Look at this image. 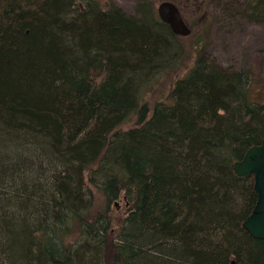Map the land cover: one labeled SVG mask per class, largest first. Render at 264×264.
Returning a JSON list of instances; mask_svg holds the SVG:
<instances>
[{
	"label": "trees",
	"instance_id": "trees-1",
	"mask_svg": "<svg viewBox=\"0 0 264 264\" xmlns=\"http://www.w3.org/2000/svg\"><path fill=\"white\" fill-rule=\"evenodd\" d=\"M140 11L0 0V264H264L243 228L254 178L233 169L264 139V103L248 72L199 58L151 107L178 37Z\"/></svg>",
	"mask_w": 264,
	"mask_h": 264
},
{
	"label": "rangeland",
	"instance_id": "rangeland-1",
	"mask_svg": "<svg viewBox=\"0 0 264 264\" xmlns=\"http://www.w3.org/2000/svg\"><path fill=\"white\" fill-rule=\"evenodd\" d=\"M102 8L111 5L125 14L142 18L143 4L159 20V4L167 0H96ZM143 1V2H141ZM171 1V0H169ZM173 2H176L172 0ZM183 15L192 29L188 37L177 36L179 54L175 65L169 63L155 70V78L150 89L143 91V99L152 107L157 102L170 101V92L175 83L193 69L197 59L219 65L232 72L245 71L252 80L250 96L260 97L264 103V19L250 20L241 10L243 0H186ZM177 3V2H176ZM179 60V62H178ZM124 125V129L133 126ZM95 208L104 209L105 201L99 192L94 195ZM128 206L124 200L118 201L114 212L125 215ZM73 236L71 240H75Z\"/></svg>",
	"mask_w": 264,
	"mask_h": 264
},
{
	"label": "water",
	"instance_id": "water-1",
	"mask_svg": "<svg viewBox=\"0 0 264 264\" xmlns=\"http://www.w3.org/2000/svg\"><path fill=\"white\" fill-rule=\"evenodd\" d=\"M158 16L162 23L169 25L176 36L188 37L192 33L180 8L173 1L161 2ZM233 169L239 177L254 178L257 202L252 213L244 221L243 228L251 237L264 240V139L260 144L249 148L243 158L234 163Z\"/></svg>",
	"mask_w": 264,
	"mask_h": 264
},
{
	"label": "bare ground",
	"instance_id": "bare-ground-1",
	"mask_svg": "<svg viewBox=\"0 0 264 264\" xmlns=\"http://www.w3.org/2000/svg\"><path fill=\"white\" fill-rule=\"evenodd\" d=\"M160 22H161V21H160ZM118 201H119V200H118ZM118 201H116V202L114 203L115 205L113 206V208H114V207H118ZM126 205L128 206V203H126ZM96 209H98V208H96ZM98 210H103V209H98Z\"/></svg>",
	"mask_w": 264,
	"mask_h": 264
}]
</instances>
